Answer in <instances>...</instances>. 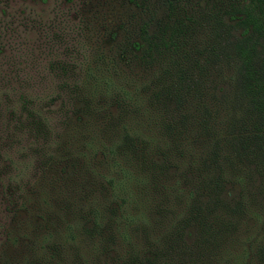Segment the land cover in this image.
<instances>
[{
	"label": "trees",
	"instance_id": "16d2710c",
	"mask_svg": "<svg viewBox=\"0 0 264 264\" xmlns=\"http://www.w3.org/2000/svg\"><path fill=\"white\" fill-rule=\"evenodd\" d=\"M106 1L0 73V264H264V0Z\"/></svg>",
	"mask_w": 264,
	"mask_h": 264
},
{
	"label": "rangeland",
	"instance_id": "374dc122",
	"mask_svg": "<svg viewBox=\"0 0 264 264\" xmlns=\"http://www.w3.org/2000/svg\"><path fill=\"white\" fill-rule=\"evenodd\" d=\"M106 0H0V73L7 75V63L16 62L18 66V77L25 78L30 75L31 69L25 64L32 58L35 64L41 65L48 58V46L57 49V53L62 52V44H48V36L59 33L63 30L73 34V25L78 16H88L96 14H107L104 7ZM108 1V0H107ZM106 1V2H107ZM117 12L116 9H113ZM73 37V35H71ZM70 37V38H71ZM50 43V42H49ZM50 49V48H49ZM32 54L31 58L29 54ZM51 58V56H50ZM24 59V60H23ZM26 60V61H25ZM40 63V64H39ZM23 64V65H21ZM6 66V67H5ZM25 69V70H24ZM1 87V85H0ZM40 88V87H38ZM39 93L43 96L50 90L41 87ZM1 90V89H0ZM34 93L36 90H33ZM26 155L21 146L13 148L6 155L7 159L13 162V174L18 170L27 171L22 168ZM3 164V165H2ZM4 163L0 162V189L7 183L8 177L12 175L2 173ZM30 171V170H29ZM0 223L3 216L1 213L4 207L0 201ZM1 230V228H0ZM2 238V237H1ZM0 238V243H1Z\"/></svg>",
	"mask_w": 264,
	"mask_h": 264
}]
</instances>
